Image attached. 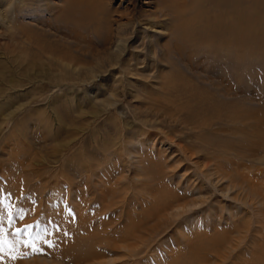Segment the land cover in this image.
Wrapping results in <instances>:
<instances>
[{
  "label": "rangeland",
  "instance_id": "rangeland-1",
  "mask_svg": "<svg viewBox=\"0 0 264 264\" xmlns=\"http://www.w3.org/2000/svg\"><path fill=\"white\" fill-rule=\"evenodd\" d=\"M16 1L0 3V23L4 19L14 35L21 36L12 42L0 36L5 82L18 85L10 88L5 83L1 94L0 193L12 195L6 201L9 208H0V227L10 245L0 252V264L264 262V151L250 152L249 161L238 169L246 181L254 182L249 185L257 193L254 198L245 199L247 192L237 187L227 192L226 180L217 185L213 177L206 182L201 176L213 163L235 168L234 148L252 143L245 137L250 128L241 129L240 124L253 126L246 121L257 122V113L264 111V0H228L230 6L243 4L244 20L254 21L243 25L240 58L228 54L225 67L211 68L217 72L209 77L213 81L203 74L211 71L203 63L189 71L185 59L172 56L160 62L162 53L154 42L167 38L157 34L165 32L160 28L154 31L147 16L128 24L130 33L116 36L104 48L93 35L63 22L70 0ZM86 1L133 16L155 9L154 0H71L74 12L79 15ZM15 3L25 16L8 22ZM133 31L139 39L129 44ZM22 41V47L15 46ZM121 66L133 75L99 74ZM176 85L183 91L166 94L164 86ZM192 98L212 106L201 104L197 110ZM189 103L195 107H185ZM175 107L180 111L177 118L168 119ZM233 108L241 114L239 122L232 123L227 115ZM202 110L211 122L207 130L184 124L188 117L195 119L191 112ZM186 205L193 207L178 210ZM26 225L33 227L25 232ZM17 229L22 230L19 235ZM98 233L126 240L112 238L111 248L107 243L96 246L102 239ZM93 234L96 238L91 239ZM83 240L94 243L91 247L100 253L93 250L87 256L90 245ZM24 241H29L27 247ZM34 247L41 251L33 254Z\"/></svg>",
  "mask_w": 264,
  "mask_h": 264
},
{
  "label": "bare ground",
  "instance_id": "bare-ground-1",
  "mask_svg": "<svg viewBox=\"0 0 264 264\" xmlns=\"http://www.w3.org/2000/svg\"><path fill=\"white\" fill-rule=\"evenodd\" d=\"M3 1H5V0H0V3H2ZM15 2H17V1L15 0ZM227 2H228V0H154L153 2H151L152 6L155 8V9L153 8L154 9L153 11H150V13H148V15L143 14V13L142 14L139 13L140 14L139 16L134 13L135 14L134 16L136 17L135 18L133 16V13L132 14L128 13L129 11L128 12L126 11L127 14L123 13L125 11H123L122 13H119V11H117V10H111L109 8L107 9L106 8L107 6H105L103 4L92 3L90 1H86L83 4V6L81 7V12L78 15V13L74 12L75 11L73 9L74 5H73V2H71V0H70V2L68 3L69 5L66 6L67 8L65 7V11H63L62 19H63V22L67 23V25L70 26L71 29L73 28L74 31L80 30V31H83L87 36L93 35L92 38L95 39L96 43H98L99 46L105 48L106 46L110 45V43L112 42V40L116 36L120 37V34L127 35V34L130 33L129 29L127 27L128 24H130L131 22H134L135 20H137L136 24H138L141 21V17L147 16L148 21H149L148 24H150L151 26L154 27V31H155V28H157V27L160 28L161 32H164V31L165 32L161 33V34L159 32L158 33L156 31L155 32L157 34L161 35V36L164 35L165 37L164 36L163 37L167 38V40L165 42H163V43H160L159 40L154 42L155 45L158 46V48L160 49V51L162 53L161 56H160V59H161L160 62L162 60L171 59V57L173 56V57H176L178 60H181V59L184 60L185 59L187 64H188V67L190 68L189 71L197 70L199 64H202V63L205 65V69L215 68V70H216V68H221V66L225 67L223 65L227 64V56H228V54H231V53L234 54L235 53L236 58L237 59L240 58L241 49H243L244 36L246 35V32L243 30L244 29L243 25H245L248 22L246 26L247 27L251 26L253 24V21H254L253 19H249L248 21L244 20V18L242 16V11H243V6H244L243 4H240V2H238V4L230 6L229 4L227 5ZM130 4H132V3H130ZM149 4H150V2H149ZM8 5H11V3H9ZM17 7L19 8V6L15 3L14 7L12 6L13 10L10 9V14H9V17L7 18L8 22L10 21V19H12L14 17L15 18H21V17L25 16L24 12L17 11L18 10ZM19 9H21V8H19ZM26 9L28 10V8H26ZM124 9H125V7H124ZM29 11L32 12V10H29ZM76 14L78 15V18L76 17ZM79 16L82 18L81 21H80V17ZM104 16H108V17L106 18V20L103 21L102 18H104ZM1 20L2 21L0 23V36H2V37L8 36L7 40L9 42L10 41L12 42V41L20 40L21 36H18V37L15 36L14 32L10 30V26L7 25L5 20L4 19H1ZM82 21H83V23H82ZM38 24L44 25V27L47 26V24L43 23V22H40ZM131 26H133V25H131ZM153 27H152V29H153ZM44 29H43V32H44ZM136 29H137V26H136ZM112 32H114V35L112 34ZM133 33L135 34L136 32L133 31ZM29 34L35 35L33 33H28V35ZM132 38H133V41L136 42L135 39L138 38V37H137L136 34L134 36L128 37L127 39H129V40H127V42H129V44L131 42L133 43V41H131ZM149 42L151 43V41H149ZM22 44L24 45V41L17 43L15 46L20 48V47H22L21 46ZM37 44L38 43L36 42L35 45L37 46ZM39 46H41V45H39ZM4 47L7 49L8 45H4ZM41 48H43V47L41 46ZM43 52H44V50H43ZM195 55H199V56L196 58ZM2 58H1V60H2ZM164 58H167V59H164ZM1 60H0V108H3L2 106H5V103L3 101V100H5V97H2L1 94L3 93L4 85L6 83L5 82L6 78L4 76V73L7 72V68H6L3 60L2 61ZM175 62H176V65H177L178 61H175ZM238 63L239 62H237V64ZM30 65H28V67ZM108 67H110V66H108ZM121 67H123V66H121ZM240 68H241V66H240ZM186 69L188 70L187 67H186ZM113 71H114L113 68H110V69H107V70L104 69V72L101 71L102 73H99V74H101L102 76H105V75H107V73L108 74H112L113 73V75L115 73H117V74L124 75L126 77H129L128 75H133L131 72L125 70L124 67H123V69H121L119 71H114V72ZM203 72H204L203 74L206 75V78L209 81L212 80L209 77L211 75L213 77V75L217 73V72H212V69L208 73H205V71H203ZM237 74H239V73L237 72ZM140 75H144V73H141ZM164 75H166V74H164L162 72H158V74H157V76H164ZM14 78H17V77H14ZM201 81H203V80H201ZM6 84H9L10 88L18 87V85H16L12 81H9ZM164 87H165L166 94L183 91L181 89V87H179V85H176V86H173V87H171V86H164ZM189 87H190V91L191 90L193 91V89H192V87L190 85H189ZM189 87L187 88L188 90H189ZM190 91H189V93H190ZM196 91H197V89H196ZM10 95H13V93L12 94L11 93L8 94L9 97H10ZM194 98H195V96H194ZM192 100L193 101L191 103H194V104L197 103V105L195 104L196 107L194 105H192L197 110H199L198 107L201 104H204V106H206L207 108L212 106V104H210L211 102H208V101H205V100H200L199 101L197 99L194 100L193 98H192ZM187 102H188V100H187ZM190 106H191V104L189 103L185 107L190 108ZM192 106H191V108H192ZM16 109H13L12 111H10L9 114L12 115L16 111ZM233 109H234V111H233ZM233 109H231V111L227 115H229L228 117H229V119L231 120L232 123L234 121L235 122H239V119L241 118V114L239 113L238 109H236V108H233ZM173 111H174V113L172 112L173 114L168 115V117H167L168 119H174L175 120L177 118V113L180 112V111L177 109V107L173 108ZM191 113L194 114L193 117L195 119L193 121H191V119H189V117H188L186 119V121L184 122V124H188V125L196 124L198 130H207L208 129L207 127L211 126V122H210L209 118H207V116L204 115L203 110L202 111H197V112L193 111ZM191 113H190V115H191ZM257 114H258L257 115V119H256L257 122L249 121L250 119H248L246 121L248 124L252 123L253 126L245 125V122H242L243 125L240 124V126H239V128H241V129H243V128L249 129L250 128V132L245 134V137H247L252 143H249V148H247V146H246V148H244V147L234 148V149H238L237 151H235L237 154L233 158L234 159L233 165H234L235 168H233V166L229 162H228L229 166H227L226 164H219L221 167H219L218 164H214L213 163V168L210 169V166H209L208 167V169H210L209 172H207V173L205 172L206 175L205 174L201 175V176L204 177V180H206V182H208L209 179L213 177L214 180H212V181L216 180L217 181V183H216L217 185H218V183H221V181L226 180V183L228 185L226 187L227 188V192H228L229 189H233V188L237 187V190H241L243 192V194L245 192H247L246 194H244L245 199L247 197L254 198V196H257V193L254 192V189L251 186H249V185H252V184L254 185V182L253 181H250V182L246 181L243 178V175L238 171V169H239V167L241 165V162L249 161V159H247L246 157H250V155L253 154V153H250V152H254L255 150H258V151H261V152L264 151V111L263 112H259ZM165 115H167V114L165 113ZM232 116H234V117H232ZM246 116H248V115H246ZM148 121H147V123H148ZM152 123L150 122L149 124H152ZM171 123H173V122H171ZM194 129L196 130V128H194ZM164 133H166V132H164ZM206 133H208V132H206ZM234 135H235V133H234ZM235 152H234V154H235ZM223 154L224 153H222L220 155H223ZM224 155H226V154H224ZM200 157L202 158L203 156L200 155ZM206 159H208L209 162L211 161V157L205 156V160ZM201 173L202 172L200 171V174ZM175 198L178 201L182 200V198H180V197H175ZM174 201H176V200H174ZM174 201H172V202H174ZM200 202H202V201H200ZM164 204H162V206ZM188 204H190V203H188ZM160 205H161V203H160ZM187 207L190 209L193 206H189V205L187 206L186 205L185 207H183V206L182 207H178V210L183 213V212H186L188 210V209L185 210ZM161 212H163V211H161ZM98 228H100V227H98ZM139 230H141V229L139 228ZM93 231H94V229H93ZM100 232H101V230H100ZM87 234H88V232H87ZM95 234H97V233H95ZM95 234H93L94 236H92L91 239L93 237L96 238ZM104 234L106 236H108L107 233H104ZM111 234L109 233V237H111L109 239H107L108 237H106V236H105V238H103L104 235L102 237L101 234H99L100 235L99 238L101 237L102 239L100 238L101 241L99 242V244H96V246L97 245L101 246V245H103L102 243H107V245H105V244L104 245L106 247H110L108 243L111 242L110 240L113 238L112 236H114V234L112 236H110ZM133 234H135V232ZM115 237H116L115 239L118 238V236H115ZM89 238H90V234H89V237H87V239H89ZM119 238H120V236H119ZM120 239H125L126 240V238H120ZM84 242H85V240H83V245H86ZM59 243H60V241H59ZM87 243H89V242H87ZM114 243L115 242L113 241V244ZM90 244H87V245H90ZM91 245L93 246L94 243L91 244ZM91 245L88 248L90 252L88 251L86 246H85V248H83L81 246V248H79V249L82 250V248H83L82 251L87 249L86 250L87 252L84 251V252H86L87 256L89 254L91 255V253L94 254V251L98 253L99 250L97 251L96 248H95L96 250H94V248H92ZM58 246L61 248L64 245L61 246V244H60ZM71 246L72 245H70V247ZM100 246H98V247H100ZM105 246H104V249L106 248ZM55 247H56V245H55ZM59 247H56V248L59 250ZM75 248H76V246H75ZM23 249H25V248H23ZM81 250L78 251L79 254H80V252L82 253ZM106 250H108V249H106ZM21 251H23V250H21ZM126 251H127V253H129V250H126ZM74 252H75V250H74ZM84 252L82 254H85ZM54 253H55V251H54ZM97 253H95V254H97ZM62 255H63V253H62ZM59 256H61V255H59ZM75 256L74 257L72 256V258H75ZM78 256L79 255H77L76 257L79 258ZM80 256H81L82 259H84L83 255H80ZM95 256H97V255H95ZM95 256H94V258H96ZM97 258H98V256H97ZM80 260L81 259H79V260L77 259L75 261H80ZM262 260H264V259H262ZM81 261H83V260H81ZM83 262H85V261H83ZM258 263L264 264L263 261H260V262L258 261L257 264Z\"/></svg>",
  "mask_w": 264,
  "mask_h": 264
},
{
  "label": "snow or ice",
  "instance_id": "snow-or-ice-1",
  "mask_svg": "<svg viewBox=\"0 0 264 264\" xmlns=\"http://www.w3.org/2000/svg\"><path fill=\"white\" fill-rule=\"evenodd\" d=\"M11 195H12L11 193H7V194L0 193V208H9V205L6 203V201L8 198L11 197ZM69 212H70V214L73 215V218H74V214L72 213L71 209H69ZM16 215H20L21 218H23V215L20 212H17ZM12 218H13V213L11 211H9L8 212L9 223H11ZM0 221H3V215H0ZM32 227H33L32 225H26L25 229L23 231L26 232L29 229H31ZM58 230L59 229L57 227V231ZM21 231H22L21 229H17L16 234L19 235ZM37 235H39V234H37ZM40 239H42L43 243L47 244L48 247L54 246L53 242H51L49 240H44L43 237H40ZM17 242H19V241H17ZM24 244L27 247L29 245V241H24ZM9 247H10L9 242L7 241L6 237L4 236V230L2 227H0V252H4L5 249L9 248ZM40 251H41V249H39V248H36V247L33 248V254L39 253ZM12 258L16 259L15 256H13ZM2 259H3V257L0 256V260H2Z\"/></svg>",
  "mask_w": 264,
  "mask_h": 264
}]
</instances>
